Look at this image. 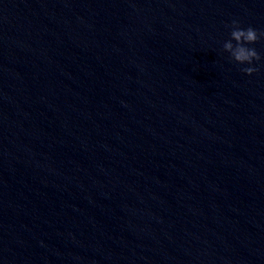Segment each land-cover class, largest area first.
Here are the masks:
<instances>
[{"label":"water","instance_id":"obj_1","mask_svg":"<svg viewBox=\"0 0 264 264\" xmlns=\"http://www.w3.org/2000/svg\"><path fill=\"white\" fill-rule=\"evenodd\" d=\"M264 0H0V264H264ZM234 43V42H233Z\"/></svg>","mask_w":264,"mask_h":264},{"label":"clouds","instance_id":"obj_2","mask_svg":"<svg viewBox=\"0 0 264 264\" xmlns=\"http://www.w3.org/2000/svg\"><path fill=\"white\" fill-rule=\"evenodd\" d=\"M228 36L229 39L222 45V51L227 53L234 63L245 65L241 68L245 75L252 74L255 71L253 63L259 61L261 56L251 45L259 39H264V31H258L251 26L240 27L237 21L233 20Z\"/></svg>","mask_w":264,"mask_h":264}]
</instances>
